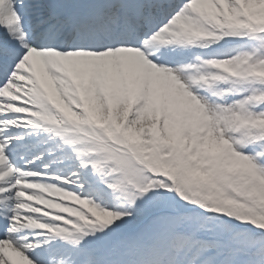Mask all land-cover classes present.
<instances>
[{"label":"snow or ice","instance_id":"snow-or-ice-1","mask_svg":"<svg viewBox=\"0 0 264 264\" xmlns=\"http://www.w3.org/2000/svg\"><path fill=\"white\" fill-rule=\"evenodd\" d=\"M0 264H264V0H0Z\"/></svg>","mask_w":264,"mask_h":264}]
</instances>
